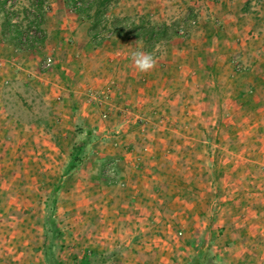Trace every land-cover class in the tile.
I'll use <instances>...</instances> for the list:
<instances>
[{
	"label": "rangeland",
	"instance_id": "rangeland-1",
	"mask_svg": "<svg viewBox=\"0 0 264 264\" xmlns=\"http://www.w3.org/2000/svg\"><path fill=\"white\" fill-rule=\"evenodd\" d=\"M49 2L40 46L18 49L0 29V264H46L45 203L57 183V251L66 263L128 244L114 264H187L201 231L232 218L220 212L224 197L216 201L221 183L199 180L202 169L215 177L222 153L191 151L188 131L207 126V140L197 137L205 145L233 127L237 146L264 147V91L253 96L249 87L260 70L247 60L264 51V0H120L116 12L159 22L193 15L187 30L153 50L115 37L95 49L69 0ZM138 49L157 59L149 73L134 66ZM77 117L99 139L60 182ZM132 131L140 135L133 142L125 139ZM241 179L231 178L239 187ZM137 243L154 250H135Z\"/></svg>",
	"mask_w": 264,
	"mask_h": 264
},
{
	"label": "trees",
	"instance_id": "trees-1",
	"mask_svg": "<svg viewBox=\"0 0 264 264\" xmlns=\"http://www.w3.org/2000/svg\"><path fill=\"white\" fill-rule=\"evenodd\" d=\"M73 10L87 24L90 45L98 48L111 38L132 39L142 42L146 50H153L157 45L166 43L192 24L193 15L175 23L159 22L145 15H125L116 12L120 0H69ZM248 2L242 8L248 12ZM49 0H0V29L4 40L11 42L18 49L29 50L40 46L47 39L44 28L47 13L50 11ZM186 32V31H185ZM98 131L84 117H77L74 123L73 139L69 147L60 182L71 177L83 167L98 142ZM60 183L52 187L46 200L45 224L49 238H46L42 252L46 264H68L57 251L58 243L63 238L56 212L59 202ZM196 252L189 257L187 264H224L216 258L213 249L208 247L201 252L203 237L200 236ZM129 248L120 244L101 253L85 254L73 259L70 264H114L119 256Z\"/></svg>",
	"mask_w": 264,
	"mask_h": 264
},
{
	"label": "crops",
	"instance_id": "crops-1",
	"mask_svg": "<svg viewBox=\"0 0 264 264\" xmlns=\"http://www.w3.org/2000/svg\"><path fill=\"white\" fill-rule=\"evenodd\" d=\"M256 53L262 56L260 60H250L249 57L247 59L249 60V66L257 67L260 70L257 74L250 77L249 87L252 89L251 93L256 92L253 96L264 91V51L259 50ZM243 54L245 55L247 53L243 52ZM248 54H251V52ZM243 58L245 60L246 56H243ZM259 113L260 116H263V112ZM205 119L201 116L200 121L205 123ZM252 122L255 121L252 120ZM229 129H231V132L226 131V135L217 133L218 135L214 144H208V141H205V143L207 142L205 145H201V140L200 143H197V137L201 135V137L204 136L205 140H207L206 137L209 134L207 126H204L200 132L188 131L190 135L188 138L192 139V141H187L191 146V151L199 150L208 155L209 153H213L212 147H215L216 149L214 150L217 153H222L221 158H219L213 170L215 177L209 178L208 175L204 177L203 174H207L208 172L207 169H202L201 171L198 170V172L202 173L199 180L201 181L207 178L206 185L208 188H212L213 185L216 187L218 185L217 183H221L219 185L220 190L218 191L222 192V194H218L216 201L220 200L221 196H223L226 203L220 206V212L221 214L228 212L232 216L230 219H221L222 222H220L219 227L216 229L213 228L212 231L207 229L210 227V223L205 230L203 229L201 231L202 233L198 235L199 238L200 236L203 237V248L201 252L204 254L208 247L212 248L217 260L224 264H264V147L260 149H258V146L251 148L250 144H254L253 140L251 142L246 140L247 142H245L246 145L244 147L237 146L234 142L238 138L240 129L236 130L233 127H229ZM246 132L248 134L249 130ZM249 134L251 133L249 132ZM138 136H140L139 132L132 131L126 134L125 139L133 142V140L139 138ZM260 140L262 139L259 138ZM230 141H232L231 144ZM241 141L243 142L245 140ZM224 153L230 155H225ZM198 166L201 167V165ZM234 173H237L238 178H242L240 180L241 188L237 186L238 183L232 182L231 180ZM206 202L207 199H205ZM216 217H218V214H216ZM189 228L188 238L193 240V232L194 236L197 237L195 234L196 230L194 231V227L192 226ZM197 231L199 232V230ZM233 232L236 234V237L238 236V239L235 241H233L234 238H231ZM208 238L216 240L214 244L212 243L214 245L213 247L209 246L208 243L204 245L205 240H208ZM174 244L172 243L171 247ZM196 244L194 243L192 245V249L196 247ZM145 245L144 248L143 244L137 243L133 244V248L142 252H145V250H154L151 246L152 244ZM163 247L157 250H165ZM191 252L193 254L195 250L187 251L188 254H191ZM157 257H160V255H157ZM183 257L186 258L185 254H183Z\"/></svg>",
	"mask_w": 264,
	"mask_h": 264
},
{
	"label": "clouds",
	"instance_id": "clouds-1",
	"mask_svg": "<svg viewBox=\"0 0 264 264\" xmlns=\"http://www.w3.org/2000/svg\"><path fill=\"white\" fill-rule=\"evenodd\" d=\"M135 68L140 73H149L157 66V59L153 53L135 50L131 53Z\"/></svg>",
	"mask_w": 264,
	"mask_h": 264
}]
</instances>
